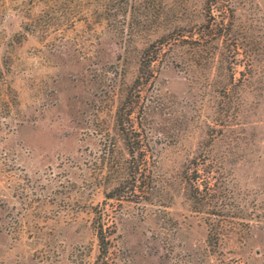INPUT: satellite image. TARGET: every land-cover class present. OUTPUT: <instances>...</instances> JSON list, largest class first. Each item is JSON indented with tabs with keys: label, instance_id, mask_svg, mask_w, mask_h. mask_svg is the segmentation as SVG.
Segmentation results:
<instances>
[{
	"label": "rangeland",
	"instance_id": "374dc122",
	"mask_svg": "<svg viewBox=\"0 0 264 264\" xmlns=\"http://www.w3.org/2000/svg\"><path fill=\"white\" fill-rule=\"evenodd\" d=\"M2 92L0 264H264V0H0Z\"/></svg>",
	"mask_w": 264,
	"mask_h": 264
},
{
	"label": "trees",
	"instance_id": "16d2710c",
	"mask_svg": "<svg viewBox=\"0 0 264 264\" xmlns=\"http://www.w3.org/2000/svg\"><path fill=\"white\" fill-rule=\"evenodd\" d=\"M209 16L211 17V3L209 2L207 5ZM181 38H164L161 37L160 39L156 40L155 42L151 43L149 47L144 49L143 54L140 59L138 73L135 78V85L138 87V94L142 93V87H144L151 78L154 77V70L152 68L154 62L159 59L160 54L163 53L164 47H169L171 44L176 43ZM195 52L200 51V48L194 47ZM12 105L11 101L3 98V92L0 93V122L2 117H4ZM121 124V123H120ZM132 129V128H131ZM135 133V132H134ZM137 135V134H136ZM127 136V145L129 147V152L134 154L136 151L139 152V159L135 161L133 170L130 172L133 181L136 182L137 177L144 174L145 169L147 168V160L144 158L145 152L142 148L141 140L139 136ZM198 163L197 161L193 162V168H189L191 172H187L184 175L185 181L189 186V198L195 202V205H199V207H203L205 201L211 197L213 199L215 197L214 188L212 189V185L214 184L208 180V178H204L201 176L200 170L197 168ZM119 186H115L113 192H111V196L109 197H121L122 194ZM208 206V205H207ZM198 207V206H196ZM207 213H213V210L208 211ZM209 226V233L208 238L209 241L213 240V243L218 241L217 233L215 232L214 225L208 224ZM107 228H105V224L102 221V218L95 225V235L97 238V245H98V255L97 261L94 264H108V253H109V246H110V236L114 231L108 232ZM99 260V263H97Z\"/></svg>",
	"mask_w": 264,
	"mask_h": 264
}]
</instances>
